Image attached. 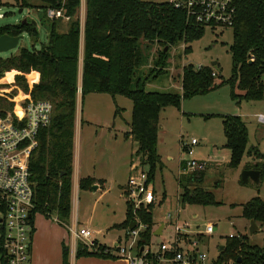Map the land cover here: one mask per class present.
Here are the masks:
<instances>
[{
	"label": "trees",
	"instance_id": "1",
	"mask_svg": "<svg viewBox=\"0 0 264 264\" xmlns=\"http://www.w3.org/2000/svg\"><path fill=\"white\" fill-rule=\"evenodd\" d=\"M13 1L21 8H36L39 11L40 20L47 31V41L38 49L22 47L16 54L0 58V77L8 73L7 78H11L13 72L14 85L30 94L32 100H44L52 106L50 122L39 129L37 144L30 153V180L34 184V213L46 217L55 214L57 222L66 226L71 207L73 130L81 31L78 10L81 0ZM232 1L234 17L230 27V77H220L221 80L217 81L210 66L194 69L192 64H187L179 75L181 92L177 93L146 90L140 85V78H137L138 71L146 64V52L154 45L160 48L154 59L156 67L166 66L172 46L183 44V53H187L190 50L189 43L203 35L204 26L194 22L184 8L175 7L170 1L84 0L81 95L105 93L113 98L121 95L131 100L130 130L126 136L136 141L134 156L141 166H148L149 182L161 165L157 139L159 114L164 107L179 108L183 99L208 93L225 84L230 86V95L238 104L264 99V0ZM3 3L0 0V6ZM48 9H61L63 17L49 18L46 15ZM63 20H66L65 28L62 27ZM3 34H28L37 38L38 29L29 20L26 23L19 21L0 25V35ZM251 57L252 61L249 60ZM158 69L150 70L147 77L165 72L164 69ZM32 73L38 74L36 81ZM134 80L135 86L132 87ZM12 108V102L0 98V109L11 111ZM222 128L224 147L230 151L228 165L237 167L248 142L245 122L236 115H222ZM250 150L262 156L256 148ZM254 167L259 169L257 164ZM204 172L180 174L178 202L181 205L221 204L213 192L201 186ZM95 181L92 177L81 178L79 188L91 189ZM241 206L244 218L253 219L260 227L264 225V201L258 195ZM152 209L153 204L141 205L134 215L132 207L126 202L125 219L113 228L127 232L131 221H136L143 226L137 245L139 249L148 246L156 224ZM111 249L99 245L94 251L79 243L76 257L93 255L114 258ZM141 252L139 250L138 253ZM166 256L172 257L173 253L167 252ZM62 257V264H68L65 248ZM238 258L240 261L237 264H264V245L250 244L246 235L231 234L226 237L212 264H233Z\"/></svg>",
	"mask_w": 264,
	"mask_h": 264
},
{
	"label": "rangeland",
	"instance_id": "2",
	"mask_svg": "<svg viewBox=\"0 0 264 264\" xmlns=\"http://www.w3.org/2000/svg\"><path fill=\"white\" fill-rule=\"evenodd\" d=\"M4 3L0 6V25L14 24L23 19L30 22H36L38 37L32 38L28 34H23L18 46L12 50L0 53V58L16 54L20 48L31 49L39 48L47 41V31L40 20V13L36 8H21L13 0H2ZM151 2H164L170 0H144ZM83 7V5H81ZM20 9L22 11L20 12ZM81 22L83 14L81 7L78 10ZM79 18V19H80ZM62 25L65 28L66 20ZM232 44V29L221 25H212L204 27L203 35L189 43L190 50L183 53V44L172 46L169 49V58L164 67H156L154 59L158 45H154L146 52L148 55L146 64L138 71L140 85L146 90L163 92H181L179 75L183 66L192 64L194 69L198 66H210L212 74L216 75L217 81L228 79L231 74V55L229 46ZM167 50V49H166ZM164 69L165 72L155 77L150 75V70ZM158 69V70H159ZM6 74V73H5ZM8 74V73H7ZM12 77V76H11ZM3 74L0 81H7ZM135 81L132 87L135 86ZM14 85V84H13ZM10 87L9 84L0 83V89ZM239 92L238 89H235ZM17 90L11 92L16 94ZM132 102L129 98L117 95L114 98L105 93L86 94L82 102H79V117L83 121L92 120L90 129L101 130L99 138L96 140V159L107 160L108 148L105 146L106 134L111 129V136L115 144H119L116 160L113 163L119 165V159L124 152L130 153L131 143L133 145L132 159L138 166V172L148 174V166L137 162L134 152L137 149V143L132 138L127 137L129 132V122L131 117ZM264 114V99L257 101H242L237 103L230 95V86L225 84L205 94L195 95L183 99L180 107L166 106L159 114V129L157 152L161 157L160 168H157L153 182H150V188L156 190V198L153 204V218L160 223H165L163 235H152L145 254L137 255L146 258V264H175L172 257L166 256L160 249L161 243L172 244L174 248L185 251L184 248L175 246L177 241H185L186 246L192 244L193 248L197 245L198 252L204 253V261H198L195 264H212L218 256L221 247L224 245L226 237L238 234L246 235L250 244L264 245V225L252 235L249 234V220L242 216V204L250 198L258 195L264 201V125L257 122L256 116ZM222 115L239 116L246 125L248 133V142L237 167L228 165L230 151L224 147L225 136L222 128ZM86 123V122H85ZM85 127V126H84ZM195 138L198 144L193 146V154L190 156L183 149V143L190 142ZM114 144V145H115ZM252 148L262 154L258 156ZM250 152L248 153V151ZM171 157V159H168ZM179 159H194L205 162L204 179L201 186L206 190L213 192L220 205H181L178 202L180 191L179 175L189 173L186 169H180L178 172ZM259 169H255V165ZM117 172L118 168L115 169ZM255 170L259 172V181L256 183L251 177H248L246 183H241L243 171ZM180 173L179 175L177 174ZM131 174V170L129 175ZM128 175V176H129ZM124 178V175H122ZM128 179V178H127ZM183 182V181H182ZM105 188L109 187L108 193L98 199L102 189L94 191V187L87 189L79 194L78 213L80 220H92L90 228L100 234H92V240L98 238L101 243H112L117 236V228L114 225L121 222L124 218L125 200H120L116 187L111 188L110 179L107 178L102 183ZM165 195L166 199H165ZM170 214L171 218H167ZM54 219L55 214L46 217L35 212L33 220L38 218ZM116 223V224H115ZM60 224V223H58ZM114 224V225H113ZM207 224L214 226L215 230L210 233H204ZM110 226V227H109ZM175 226L183 227L179 233L175 232ZM123 241V239H122ZM80 242L82 245L83 243ZM105 246L95 243L92 249L97 250L98 246ZM115 261H126L118 256L114 246H110ZM172 263H171V262ZM119 264H129V262H119Z\"/></svg>",
	"mask_w": 264,
	"mask_h": 264
},
{
	"label": "built area",
	"instance_id": "3",
	"mask_svg": "<svg viewBox=\"0 0 264 264\" xmlns=\"http://www.w3.org/2000/svg\"><path fill=\"white\" fill-rule=\"evenodd\" d=\"M170 2L175 7L184 8L194 22L204 27L212 25L231 27L233 24L232 0H170ZM46 15L49 18L63 17L61 9H48ZM249 60L252 61L253 58ZM11 76L9 83L5 80L0 81L10 86L0 89V98L13 103L11 111L0 109V264H30L35 203L34 184L30 180L29 157L37 144L39 129L50 122L52 106L44 100H32L30 94L13 85V72ZM30 80L28 78L29 84H31ZM14 90H17V93L12 95L11 92ZM256 118L264 125V114H258ZM197 142L195 138H191L189 143L182 144L188 155L193 154L192 147ZM205 164L190 159L186 160L185 169L188 172L202 171L205 169ZM124 198L132 207L134 215L139 206L154 202L155 198L147 174L139 173L137 165L131 166ZM167 218H171V215L168 214ZM141 229L143 226L136 222V226L127 231L123 241H118L114 247L118 256L126 259L129 264H146V258L137 255L139 250L142 254L148 252L145 247L139 249L137 245ZM182 230L183 227L175 226L176 233ZM214 230L213 225L207 224L204 233L210 234ZM72 234L85 247L92 249L93 231L90 228H78L73 230ZM173 245L162 243L159 250L162 253L172 252V261L175 264H195L206 258L204 253L192 257L191 254L180 252Z\"/></svg>",
	"mask_w": 264,
	"mask_h": 264
},
{
	"label": "crops",
	"instance_id": "4",
	"mask_svg": "<svg viewBox=\"0 0 264 264\" xmlns=\"http://www.w3.org/2000/svg\"><path fill=\"white\" fill-rule=\"evenodd\" d=\"M81 5H83V7ZM80 7L83 14V20L81 22V18L79 17L81 24V31H80V41H79L78 91L76 94V108H75L74 130H73L70 215H69L68 224L66 226L62 224H58L59 222L56 221V218L51 220L40 217L36 222L33 220L34 231L32 235L30 264H62L63 263L62 256H63L64 248L67 251L68 264H119V262H127V260L115 261L110 258H102L93 255L76 257V250L80 242L79 243L77 242L78 240L74 237L72 231L78 228H90V225L92 224L91 223L92 220L90 219L85 221L80 220V216L78 213L79 194L80 192L86 191V190H81L79 188V182L81 178L92 177L96 180L95 183L93 184L94 191H98L99 189H102L101 193L98 195V199H102V197L108 193L107 191L109 190V187L104 189L102 183L105 181V179L109 178L111 182V188L116 187L118 198L123 201L125 200L124 191L127 183V178L130 173L131 166L135 165L134 164L135 162H133L132 159V153H133L132 143H131L130 153L128 152L123 153V156L119 159L118 162L119 165H115L113 163L114 159L116 160L117 157V152H118L117 150L119 148L118 147L119 144L114 143V139L117 140V138H112L110 131L111 129H109L108 133L106 134L107 135L106 140H104V138H101L104 141L105 146L108 148L109 158L107 160L96 159V156L94 155L96 153V149H95L96 140L97 138H99V134L102 131L100 129L92 131L90 129L93 123L92 120L88 119L87 121H85L86 122L85 123L83 119L79 117V102L80 101L82 102L83 99L81 95L80 86H81V69H82L81 63H82V55H83V22H84V13H85L84 0H81ZM32 78L36 81L38 79V74L32 73ZM168 159H171V157H168ZM116 167L118 168L117 172H115ZM140 167L142 166L140 165ZM185 168H186V159H179L178 172L180 169L183 170ZM178 172L177 174L179 175L180 173ZM122 175H124V178H122ZM152 182L153 180L151 181V184ZM152 191L154 194V198H156L157 194L154 187L152 188ZM125 213H126V200H125L124 218L121 220V222L124 221L125 219ZM154 221L156 224L153 227L152 235L155 236L163 235V231L165 229V223L157 222L155 219ZM121 222L119 221L117 223L119 224ZM161 224H163V226L161 229V233L159 234L158 228ZM116 231L118 233L117 236H115V238L113 239L112 243L110 244H107L105 242L101 243L98 238H95V240H93V243L95 244L98 241V244L106 245L108 247L110 246L115 247L118 241H122V239L125 237L127 233L126 230L123 229H116ZM93 234L97 235L100 234V232L93 231ZM172 244H174V241L172 242ZM186 244L188 243L182 241L181 239L177 241L176 246H178V248H184L185 249V251H183L184 253L191 254L192 257H195L199 253L197 245L194 246L193 248L192 244H189L190 245L189 247L186 246ZM145 249L151 252V249L148 246H145ZM110 252L112 253L111 250Z\"/></svg>",
	"mask_w": 264,
	"mask_h": 264
},
{
	"label": "water",
	"instance_id": "5",
	"mask_svg": "<svg viewBox=\"0 0 264 264\" xmlns=\"http://www.w3.org/2000/svg\"><path fill=\"white\" fill-rule=\"evenodd\" d=\"M22 11V9H20V12ZM22 23H26L27 19H23L21 21ZM34 24H36V22L33 21ZM23 34L18 35V36H10L7 34H3L0 35V53L2 52H6L9 50H12L14 48H16L18 46V43L20 41V39H22ZM167 48H165L166 50ZM248 177H251L253 179V181H255L256 183L259 181V172L255 171V170H247V171H243L242 173V181L246 182ZM136 226V222L135 221H131L130 225H129V229H133ZM163 224H161L158 228V233H161V229H162ZM260 226L258 224H256V222L253 219L249 220V234L252 235L255 231L259 230ZM157 233V232H154ZM222 248V247H221ZM142 249V247H141ZM240 259L238 258L233 264H237L239 263Z\"/></svg>",
	"mask_w": 264,
	"mask_h": 264
}]
</instances>
